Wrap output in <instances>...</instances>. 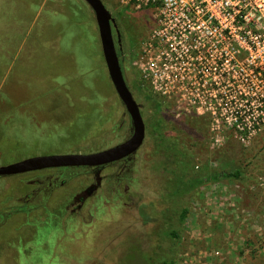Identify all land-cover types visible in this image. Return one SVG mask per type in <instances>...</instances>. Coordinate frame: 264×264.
Listing matches in <instances>:
<instances>
[{"label": "rangeland", "instance_id": "rangeland-1", "mask_svg": "<svg viewBox=\"0 0 264 264\" xmlns=\"http://www.w3.org/2000/svg\"><path fill=\"white\" fill-rule=\"evenodd\" d=\"M101 1L119 24L122 72L145 123L152 105L134 89L139 78L134 62L154 16L121 8L119 0ZM72 39L84 41L82 65ZM82 66L98 87L103 77L100 97L88 99L78 75ZM159 98L177 152L159 147L146 130L128 162L101 171L102 194L90 197L78 214L62 215L57 221L65 223L57 228L37 221L47 219L45 208H62L70 190L87 184L84 171L0 177V264H264V129L248 141L228 131L214 141L208 117L177 115L171 100ZM131 131L87 4L0 0V165L103 150L125 141ZM115 168H122L116 187L110 178ZM235 169L240 177L228 176Z\"/></svg>", "mask_w": 264, "mask_h": 264}, {"label": "built area", "instance_id": "built-area-1", "mask_svg": "<svg viewBox=\"0 0 264 264\" xmlns=\"http://www.w3.org/2000/svg\"><path fill=\"white\" fill-rule=\"evenodd\" d=\"M154 27L134 66L175 113L210 120L214 141L264 129V0H119Z\"/></svg>", "mask_w": 264, "mask_h": 264}, {"label": "water", "instance_id": "water-1", "mask_svg": "<svg viewBox=\"0 0 264 264\" xmlns=\"http://www.w3.org/2000/svg\"><path fill=\"white\" fill-rule=\"evenodd\" d=\"M83 1L93 13L106 72L130 119L131 135L121 143L95 152L37 155L0 165V176H11L47 168L99 167L133 155L144 141L145 124L139 105L125 81L113 41L112 26H116L115 20L101 0Z\"/></svg>", "mask_w": 264, "mask_h": 264}, {"label": "flooded vegetation", "instance_id": "flooded-vegetation-1", "mask_svg": "<svg viewBox=\"0 0 264 264\" xmlns=\"http://www.w3.org/2000/svg\"><path fill=\"white\" fill-rule=\"evenodd\" d=\"M115 25H116V28L114 26H112V35H113V41L115 44L119 63L121 66L122 60L119 58V54H120V51H122V48H121V44L120 45L118 44V37H117V26H119V24H116V22H115ZM63 153H68V152H60V153H56V154H63ZM70 153H73V152H70ZM35 156H37V155H35ZM130 158L131 157L129 156L125 159H122V160H119L116 162H112L110 164H106V165L99 166V167L47 168V169H41V170H36V171H32V172L11 175V176L13 177V176L27 175V174L33 173V172H43V171L58 170V169H61L62 171L66 172V173H68L70 170L77 169V170L84 171L85 174H87V177L84 178V180H86L87 184H85V186L70 190L68 192V198L62 204L63 205L62 208H58L54 211H50V210L45 208L44 213L46 212L45 215L48 214L47 219H45V220L42 219V220L37 221V223H39L40 226H43L45 228H49V227L57 228L58 226H61L62 224L65 223V220L62 222L57 221L62 215H70L71 216V215L78 214V212H80L82 210L86 201L90 197L95 196L96 194H102L103 190L101 189V187H102V185L106 179V176L104 174H102L101 171H103V169L105 167L110 166V165H114V164L119 163V162H122V163L127 162L130 160ZM61 170H59V171H61ZM121 170H122V168H115V173H114L115 176H113V177L109 176L110 178L113 179V181H114L113 184H115V187L118 186L119 182L121 181V174H122ZM72 175H74V174H72ZM0 177H4V176H0ZM68 179H71V177L60 179L58 185H63L65 183V181H67ZM51 180H52L51 177H46L45 181L49 182L47 185L51 186L53 184L51 182ZM55 180H57V178H55ZM115 187L113 188V190L115 189ZM119 201H121V200L119 199ZM33 236L34 235L31 234V237H33Z\"/></svg>", "mask_w": 264, "mask_h": 264}, {"label": "trees", "instance_id": "trees-1", "mask_svg": "<svg viewBox=\"0 0 264 264\" xmlns=\"http://www.w3.org/2000/svg\"><path fill=\"white\" fill-rule=\"evenodd\" d=\"M81 48H83V44H82ZM81 55L83 57L82 60H81ZM90 55H92V50L90 51ZM77 58H78V63L82 65L84 62V58H85V51H82V49H81V54L80 53L77 54ZM121 69H122V66H121ZM86 72L88 73V70H86ZM86 72H85L83 66L79 67L78 75L81 76L82 82H83V87L89 93L88 99L92 100V98H96V96L100 97L99 93L102 91V89H101L102 88V82H104L103 77L102 76L100 77V80H101L100 84L101 85H100V87H98L97 83L94 81V79L91 78L92 75L90 74L91 76H89V74H87ZM135 81L136 82H134V89L138 92V94H141L142 96H144L152 105L151 106L152 107V116L150 117L149 120H147L144 123L145 124V132L147 130L151 136L153 135L155 142L162 149H166V150L171 151V152H177V149H176L177 145L174 141L171 140L172 137L166 133V129L164 126V120H163V118L159 112L161 109L160 98L147 94L144 90V87H141L139 78H137ZM129 89H130V87H129ZM130 90H132V89H130ZM103 97H104V95H103ZM87 103H88V101H87ZM89 104H91V103H89ZM94 104L96 105L95 101H94ZM99 107H100V104H99ZM206 171H207V169L203 168V172H206ZM240 175H241V172L239 169H235L231 172H228V176H231L233 178H239ZM212 176H214V177H212L211 179L216 178L215 174H212ZM187 212H188V210L186 208L181 210V212L179 214V220L181 222L184 221V219L186 218ZM170 236H171V238H177V234L174 231L170 232ZM164 264H172V263L164 262Z\"/></svg>", "mask_w": 264, "mask_h": 264}, {"label": "crops", "instance_id": "crops-1", "mask_svg": "<svg viewBox=\"0 0 264 264\" xmlns=\"http://www.w3.org/2000/svg\"><path fill=\"white\" fill-rule=\"evenodd\" d=\"M67 28L72 32V33H76V30H72V29H70L69 28V26H67ZM73 40V44H74V48H75V50H76V52H77V54H81V46H82V44H83V39H80V41L78 42V43H75L74 42V39H72ZM81 60H82V55H81Z\"/></svg>", "mask_w": 264, "mask_h": 264}]
</instances>
